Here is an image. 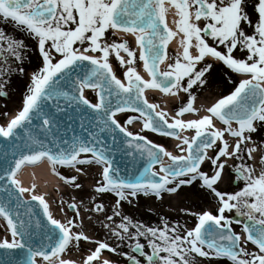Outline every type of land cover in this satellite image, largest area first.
Instances as JSON below:
<instances>
[{"label":"snow or ice","instance_id":"1","mask_svg":"<svg viewBox=\"0 0 264 264\" xmlns=\"http://www.w3.org/2000/svg\"><path fill=\"white\" fill-rule=\"evenodd\" d=\"M248 7V0H0V19L34 40L42 59V66L31 74L22 109L6 126L0 125V156L6 165L0 168V182L10 181L0 184V219L11 235L10 240L0 241V249H25L27 253L26 258L15 262L0 259V264H77L63 254L73 243L79 246L81 240L97 244L81 264H114L102 257L103 250L123 255L131 264H196V255L227 258L231 264H264V155L258 161L254 155L257 151L264 153V147L252 136L264 129V0H252L251 14ZM170 9L178 17L175 29L167 21ZM109 30L113 35L123 32L135 37L139 60L150 79L133 66L137 52L127 41L109 42ZM177 37L182 50L170 58L168 45ZM209 39L215 46L209 44ZM29 51L24 37L0 28V87L7 84L6 77L24 72ZM113 52L121 66L129 65L124 72L127 83L113 71L109 62ZM237 52L243 55L237 56ZM208 56L241 78L234 90L207 107L206 114L199 115L201 109L195 107L193 88L207 83V74L213 69V63L206 61ZM166 60L171 62L161 71L160 65ZM149 88L173 96L183 92L188 99L170 116L149 103L144 96ZM88 89L96 92L98 102L85 96ZM0 95L7 92L0 91ZM126 111L139 113L144 129L175 137L179 141L177 149L186 154L176 155L130 131L116 118L117 113ZM67 113L81 114L82 129L85 114L90 115L89 125L95 124L97 131H88L87 137L73 133L70 139L57 142L58 117ZM185 113H195L198 118L183 119ZM134 119L129 116L125 123L131 124ZM215 120L223 127H218ZM20 130L28 133V142L16 145ZM187 130H194V134L181 135ZM103 132L111 134V147L99 137ZM250 142L254 146H249ZM8 147L12 149L11 160ZM121 147L128 155L144 160L140 179L132 181L118 175L110 153ZM209 150L214 153L209 155ZM42 158H47L53 171L57 165L71 167L77 173L85 172L78 166L102 167L95 191L112 192L117 197L103 227L121 244L127 241L126 246L143 256V261L129 252H120L119 245L94 241L83 231H75L83 225L76 220L81 208L74 198L66 204L74 217L62 222L54 217L45 196L35 194V184L22 185L17 179L22 166ZM206 160L211 175L201 170ZM230 160L239 163L229 165ZM226 166L234 169L237 181L244 182L238 191L228 193L217 187ZM64 179L75 188L82 187L76 183V175ZM197 180L218 199L217 214L210 210L190 212L197 216L198 223L183 234L178 224L170 227L165 222L162 228L150 227L120 211L121 202L131 203V197L143 194L162 198L163 193H176ZM25 193H30V198H25ZM33 202L42 206L45 221L35 218ZM233 209L246 218L235 221L242 225L240 233L233 229V218L225 215ZM85 210L102 213L105 207L96 203ZM115 217H120L118 224ZM37 234L41 239L34 244ZM141 238L150 252L145 251ZM249 243L255 247L249 249Z\"/></svg>","mask_w":264,"mask_h":264},{"label":"rangeland","instance_id":"2","mask_svg":"<svg viewBox=\"0 0 264 264\" xmlns=\"http://www.w3.org/2000/svg\"><path fill=\"white\" fill-rule=\"evenodd\" d=\"M255 17V16H254ZM250 31H252L249 28ZM135 51L136 47L132 46ZM32 55L26 59L23 64L24 72H15L10 78L6 77L8 80L7 84L0 87V91H6L7 95H0V125L6 126L10 121L12 116H15L23 107L24 97L27 94V90L30 87L29 83V72L37 71L38 66L32 65L28 66L25 63L30 61L31 57H37L34 54L35 50H31ZM178 50L168 49V56L171 58ZM123 53V51H121ZM125 58L126 53H123ZM237 56H242V53H236ZM207 62L213 63V69L209 74H207V83L201 87L194 86L193 93L196 95L195 107L201 108L203 104L212 105L219 98L224 95H228L236 84H238L241 77L237 76L227 67L222 64H216L210 60ZM171 60H166L163 64V71L166 70L167 63ZM114 69V73L122 81L127 83V79L124 76L129 65L125 67L121 66L120 62L115 59L111 62ZM141 61H136L135 66L137 71L140 70ZM231 77V80H229ZM85 96L92 102H97L96 92L92 90H85ZM173 96V95H172ZM149 99L158 105V110L165 111L169 113L170 116L175 115L179 107L183 106L187 102V94L181 92L178 96H174V99L164 100L158 94H149ZM190 113H185L184 116ZM195 114V113H194ZM200 114V113H199ZM197 115V114H195ZM129 116L136 117L131 124H126V120ZM198 116V115H197ZM120 120L121 124H124L129 128L130 131L134 133H140L146 136L148 139L152 140L157 144L167 147L176 155H184L186 153H181L176 145L179 141H174L172 138L161 136L150 132L143 128V118L137 113L127 112L118 114L116 117ZM217 121L222 127V123ZM185 135L191 136L194 134V130H187L184 132ZM253 140L257 144L264 147V129L252 133ZM230 139V137H229ZM219 143V142H218ZM249 146H254L249 143ZM186 147V145L184 146ZM214 153L212 150L211 155ZM259 160L261 155H264L261 151L254 153ZM90 156V155H89ZM246 156V153H245ZM167 160V159H166ZM239 161L230 160L229 165L237 164ZM247 163L252 164V160H248ZM84 167V173H77L75 169L68 166L57 165L55 168L56 177L53 179L55 183L51 184L50 181L44 176L29 174L26 176L29 184L32 186L36 185L35 192L44 194L45 198L49 201L50 205L54 207L53 213L56 219H60L56 213L66 216L67 219H72L74 213L66 208V204L73 202V198L78 206L81 208V216L76 217L77 222L82 221V215L88 216L85 222L82 221V228L75 229V231H83L85 234L90 235L94 241H106L113 246L119 245L120 252H129L135 255L132 250L127 247V241L123 244L111 235L108 228L103 227L104 223H107L105 217L107 215H112L113 206L117 197L112 192H106L103 194L97 193L95 191L97 187L98 180L101 179L102 167L100 165L91 166H78ZM157 170L159 167L156 168ZM201 170L209 172L211 175V168L209 162L201 166ZM59 173V175H57ZM76 175L78 177L76 183L82 185L80 188H75L71 184H68L65 177H71ZM89 183H93V186H89ZM243 181H237L235 179V171L233 168L226 166L222 180L218 183L217 187L223 192H234L238 191L243 186ZM202 182L197 180L192 185L182 186L176 193H163L162 198H157L154 195L145 196L143 194L137 197H131V203L127 201L121 202L120 211L122 215L130 217L134 222H140L146 226L162 228L164 223L167 222L170 227L179 225L180 231L183 232L186 229H191L195 227L198 223V218L195 215L189 214L190 212L200 213L206 210L212 211L217 214V208L219 205L218 199L212 194L208 189L201 186ZM27 197H30V193H25ZM93 197L95 199H93ZM63 201V203H61ZM96 203H103L105 207L104 212H94L86 211L85 209H92ZM177 211L179 215H174L171 211ZM226 216L233 218V228L236 232H242V225L235 223L236 220H245L246 218L237 215L236 210L226 211ZM115 224L120 222V217H115ZM115 224L113 226H115ZM133 231H135L133 229ZM6 230L3 226H0V241L6 237ZM89 241L81 240L79 246L75 243L69 246V249L63 254L64 258H70L75 260L77 264H81L82 259L87 255L89 251L86 244ZM141 243H145V251L150 252L151 249L147 246L144 238H141ZM249 249L254 248L250 243L248 245ZM89 250L90 247H89ZM103 255V254H102ZM110 258L115 264H128V259L123 255H117L110 252ZM40 259V258H39ZM142 260V259H140ZM42 261V259H41ZM143 261V260H142ZM43 264V262H42ZM196 264H230L223 258L215 257H199L196 255Z\"/></svg>","mask_w":264,"mask_h":264},{"label":"water","instance_id":"3","mask_svg":"<svg viewBox=\"0 0 264 264\" xmlns=\"http://www.w3.org/2000/svg\"><path fill=\"white\" fill-rule=\"evenodd\" d=\"M113 103H115V100L113 101ZM69 115L72 116V119L68 118ZM58 119L60 121L59 128L58 130L55 131L57 142H59L61 138L65 140L70 139L73 133H75L78 137H87L88 131H93V132L97 131L95 124H92L91 126L89 125V121L92 119V117L88 114H85L84 129L80 127L81 119H82L80 113L60 114ZM35 126H36V121L33 122V128H35ZM85 129H87V131ZM33 135L35 136L36 133H33ZM27 137H28V133L25 132L24 130H20V135L15 140V144L23 145L24 143H27L28 142ZM48 137L49 139H51L52 134L49 133ZM99 137L104 141L106 145L111 147L112 139L110 133L108 132L100 133ZM117 142L119 143V138ZM10 143L11 142H9V145ZM11 151L12 149L8 147L9 160H11ZM110 155L113 158L114 167H117L119 169L118 175L132 181L141 178V173L145 163L144 160H141L139 157H133L131 155H128L124 151L123 147L119 148V150L111 152ZM4 166H6L4 164V157L0 156V168ZM3 183H10V181H7L6 179L5 181L0 182V184ZM32 208H33V212L35 213V218H39L42 221L46 220V218H44L42 215V206H40L38 202H33ZM40 239L41 237L39 236V234H37L33 239V243L36 244ZM50 250L51 249H49V251ZM26 255L27 253L25 249H11V250L0 249V259H3L5 261L12 260L13 262H15L20 259L26 258ZM129 263L131 264V262Z\"/></svg>","mask_w":264,"mask_h":264},{"label":"bare ground","instance_id":"4","mask_svg":"<svg viewBox=\"0 0 264 264\" xmlns=\"http://www.w3.org/2000/svg\"><path fill=\"white\" fill-rule=\"evenodd\" d=\"M176 19H178V17H176L175 15H174V10L173 9H170L169 10V12H168V14H167V21H168V24H169V26L170 27H172L173 29H175L176 28V24L174 23V21L176 20ZM116 35L118 36V37H128V38H130L135 44H136V41H135V37L132 35V34H126V33H123V32H116ZM139 49V48H138ZM169 49H177L178 51L179 50H182L181 48H180V45H179V38L177 37V38H174L171 42H170V45H169ZM210 58H212L211 56H208L207 57V59H210ZM138 72L144 77V78H146V79H150V77H149V75H148V73L145 71V69L143 68V64L141 65V67H140V70H138ZM241 77V76H240ZM149 94H158V95H160L161 96V98L162 99H164V100H170V99H174V96H172L171 94H165V93H163V92H159V91H156V90H146L145 92H144V96L146 97V99L149 101V103H153V104H155L154 102H152L150 99H149V97H148V95ZM210 105H208V104H203V105H201L200 107V109H201V111H200V114L199 115H204V114H206L205 113V110H206V108L207 107H209ZM157 111H159L158 110V108L156 109ZM14 116H12L11 118H10V120L13 118ZM183 119H193V118H198V116L197 115H195L194 113H190V114H188V115H186V116H183L182 117ZM215 123H216V125L218 126V127H222L218 122H216V121H214ZM181 135H185V133L183 132V133H181ZM172 140H174V141H177L175 138L174 139H172ZM165 147V146H164ZM167 150H169L167 147H165ZM170 151V150H169ZM211 152H212V150H209V155H211ZM208 161L206 160L205 161V163L204 164H206ZM203 164V165H204ZM202 165V166H203ZM29 174H34V175H39V176H44L45 178H47L49 181H50V183L51 184H53V183H55L54 181H53V179L56 177L55 176V174H54V172H53V166H52V164L47 160V158H43L42 159V161L40 162V163H38V164H34V165H31V164H25L24 166H22V169L19 171V173H18V175H17V179H19L21 182H22V185L24 186V187H31V185L29 184V182H28V180H27V178H26V176L27 175H29ZM89 186H93V183H89ZM35 194L36 195H44V194H42V193H36L35 192ZM46 200H47V198H45ZM47 202L49 203V201L47 200ZM49 206H50V210L52 211V213H53V208L54 207H52V205H50V203H49ZM171 213H173L174 215H179V213L177 212V211H171ZM58 216H59V218H60V220L62 221V222H66L68 219H67V217L66 216H62L61 214H59V213H56ZM53 215H54V213H53ZM88 216H86V215H82V221L83 222H85V220H86V218H87ZM89 237H91L90 235H88ZM86 246L88 247V249H86L85 251H89V247H90V249L91 250H94L95 249V247L97 246V244L96 243H94V242H88L87 244H86ZM88 254V253H87ZM102 257H104V258H108L109 260H111V258H110V251H108V250H103V252H102ZM112 261V260H111ZM115 264V263H114Z\"/></svg>","mask_w":264,"mask_h":264},{"label":"flooded vegetation","instance_id":"5","mask_svg":"<svg viewBox=\"0 0 264 264\" xmlns=\"http://www.w3.org/2000/svg\"><path fill=\"white\" fill-rule=\"evenodd\" d=\"M248 4H249V7L246 10L251 14L252 13V7H251L252 0H248ZM252 18H253V20H255L254 15L252 16ZM0 28L5 29L9 33L15 32V35L17 37H24L25 38V43L30 46L31 50H35L34 54L37 55V57H31L30 61L25 63V64L28 65V66H32V65L40 66V64L42 63V59H41L40 54H39V52L37 50L36 42L34 40L26 38L25 34L22 33V32L15 31V29H14L12 24L4 22L2 19H0ZM247 31L251 32L249 29H247ZM112 33L113 32L111 30H109V33H108L109 42H113V41L116 42V36L113 35ZM209 44L215 46L214 42L211 39H209ZM220 50H223L222 46H221ZM27 54L29 56H31L32 55V51H29ZM115 57H116L115 53L113 52V53L110 54L109 59H114Z\"/></svg>","mask_w":264,"mask_h":264}]
</instances>
